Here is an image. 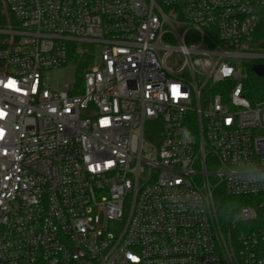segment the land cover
<instances>
[{
	"label": "built area",
	"instance_id": "built-area-1",
	"mask_svg": "<svg viewBox=\"0 0 264 264\" xmlns=\"http://www.w3.org/2000/svg\"><path fill=\"white\" fill-rule=\"evenodd\" d=\"M4 2L0 264H264V0Z\"/></svg>",
	"mask_w": 264,
	"mask_h": 264
},
{
	"label": "trees",
	"instance_id": "trees-1",
	"mask_svg": "<svg viewBox=\"0 0 264 264\" xmlns=\"http://www.w3.org/2000/svg\"><path fill=\"white\" fill-rule=\"evenodd\" d=\"M10 23H12V18L6 8L4 0H0V27ZM246 205H248V198L230 197L224 191L216 194L218 218L225 231L236 233L239 227L238 212ZM262 218H264V212L262 213Z\"/></svg>",
	"mask_w": 264,
	"mask_h": 264
},
{
	"label": "rangeland",
	"instance_id": "rangeland-1",
	"mask_svg": "<svg viewBox=\"0 0 264 264\" xmlns=\"http://www.w3.org/2000/svg\"><path fill=\"white\" fill-rule=\"evenodd\" d=\"M245 62L242 60H233L232 61V65L241 70L243 72V74L245 76H247V81H246V91L249 94H254L256 97L262 96L264 93V79L260 80L258 78H256L254 76V74L252 73L251 69L249 66L244 64ZM48 77L50 78V81L53 82L54 86L57 87L59 89H63V84L67 81H73L74 79V73L71 70L68 71H59V72H55V73H50L48 75ZM217 89H220L221 86L218 85L216 87ZM148 131V130H147ZM148 136H147V140H148ZM254 223L253 224H244L241 225V228L243 231L244 230H250L252 228H254ZM241 230V231H242ZM109 231L113 234H118L119 233V225L116 222H112L109 225Z\"/></svg>",
	"mask_w": 264,
	"mask_h": 264
},
{
	"label": "water",
	"instance_id": "water-1",
	"mask_svg": "<svg viewBox=\"0 0 264 264\" xmlns=\"http://www.w3.org/2000/svg\"><path fill=\"white\" fill-rule=\"evenodd\" d=\"M254 72H255L259 77H264V66H255V67H254Z\"/></svg>",
	"mask_w": 264,
	"mask_h": 264
}]
</instances>
